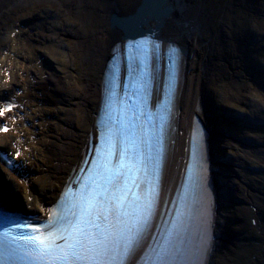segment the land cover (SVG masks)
<instances>
[{"label": "bare ground", "instance_id": "bare-ground-1", "mask_svg": "<svg viewBox=\"0 0 264 264\" xmlns=\"http://www.w3.org/2000/svg\"><path fill=\"white\" fill-rule=\"evenodd\" d=\"M141 2L0 0V150L8 158H0L1 207L47 216L87 144L104 138L100 126H119L110 123L103 79L126 41L122 23ZM148 2L136 27L179 50L158 213L196 145L204 198L194 215L207 249L199 261L264 264V0ZM162 78V70L154 76V100Z\"/></svg>", "mask_w": 264, "mask_h": 264}, {"label": "snow or ice", "instance_id": "snow-or-ice-1", "mask_svg": "<svg viewBox=\"0 0 264 264\" xmlns=\"http://www.w3.org/2000/svg\"><path fill=\"white\" fill-rule=\"evenodd\" d=\"M146 67L129 64V74ZM133 117L138 119L135 112ZM95 155L92 175L78 196L70 197V204L43 225V233L0 212V224L11 225L0 232V264H128L153 204L150 193L139 194L141 184L151 183L156 167L148 130L133 121L110 127ZM29 228L33 230L28 232ZM12 229L20 231L12 235ZM183 232L178 220L153 264H187ZM206 250L202 248L201 255Z\"/></svg>", "mask_w": 264, "mask_h": 264}, {"label": "water", "instance_id": "water-1", "mask_svg": "<svg viewBox=\"0 0 264 264\" xmlns=\"http://www.w3.org/2000/svg\"><path fill=\"white\" fill-rule=\"evenodd\" d=\"M158 1L160 3V6H162L163 4L167 3V0H158ZM146 6L147 7L148 6L149 7H152L151 6V3H149L148 0H142L141 5L137 8L136 14L131 19L130 18L129 19H124L125 23H124V21L122 23L124 25V29L121 27L123 29V33H124L123 34L124 35V37H123L124 38V41L125 40H128V39H131L132 40L135 37H137V36H139V35L142 34L141 33L142 30L141 29H138V27H136V25H137L136 22L140 19V16L143 14V11H144V9H145ZM165 11L167 12L169 10L165 9ZM129 20H131L130 24H129ZM154 40H156V39H154Z\"/></svg>", "mask_w": 264, "mask_h": 264}, {"label": "rangeland", "instance_id": "rangeland-1", "mask_svg": "<svg viewBox=\"0 0 264 264\" xmlns=\"http://www.w3.org/2000/svg\"><path fill=\"white\" fill-rule=\"evenodd\" d=\"M1 180V179H0ZM0 185H1V182H0Z\"/></svg>", "mask_w": 264, "mask_h": 264}]
</instances>
